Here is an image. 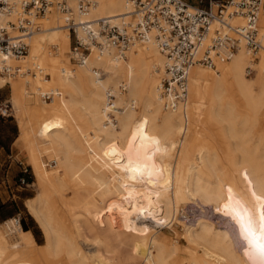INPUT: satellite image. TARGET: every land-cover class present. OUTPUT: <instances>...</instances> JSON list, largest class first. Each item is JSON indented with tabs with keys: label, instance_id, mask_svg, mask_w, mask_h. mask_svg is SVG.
<instances>
[{
	"label": "bare ground",
	"instance_id": "6f19581e",
	"mask_svg": "<svg viewBox=\"0 0 264 264\" xmlns=\"http://www.w3.org/2000/svg\"><path fill=\"white\" fill-rule=\"evenodd\" d=\"M126 10L121 0H97L90 16L115 18ZM262 18L257 63L240 48L229 60L219 59L214 69L208 68L213 72L191 68L187 119L182 123L180 109L165 111L160 102L159 74L165 58L153 41L134 45L124 57L93 53L76 69L71 66V39L63 15L53 10L41 16V30L30 37L28 54L9 60L31 72L8 80L0 77V85L12 86L23 140L46 192L30 206L47 243L38 247L17 223L19 242L0 235V264H178L170 260L174 252L160 243L156 230L174 226L180 206L194 199L214 203L228 217V226L212 234L215 225L206 220L200 222V232L187 231L193 246L205 243L204 256H194L192 264H264V138L249 148L254 138L244 137L261 124L264 108ZM255 66L260 74L252 82L246 68ZM95 68L105 74L99 76ZM123 80L128 83L121 84ZM117 85L128 93L118 92ZM256 86L262 87L261 95L255 94ZM234 90L244 100L240 123L237 103L226 98ZM108 92L115 94L111 103ZM41 93L51 100L43 101ZM38 97L47 104L40 115L31 108ZM71 111L79 124L67 117ZM108 113L120 118V127L106 124ZM205 130L213 132L210 136L219 145L214 153L201 142ZM85 132L91 135L83 143ZM230 140L240 154L235 159ZM43 157L52 159L56 169L48 170ZM223 160L230 164L220 170L218 162ZM234 167L245 168L247 177V186L237 196L233 188L223 186V177ZM40 200L45 206L39 207ZM230 229L237 235L239 252ZM81 245L98 250L83 252Z\"/></svg>",
	"mask_w": 264,
	"mask_h": 264
},
{
	"label": "built area",
	"instance_id": "2783aa9c",
	"mask_svg": "<svg viewBox=\"0 0 264 264\" xmlns=\"http://www.w3.org/2000/svg\"><path fill=\"white\" fill-rule=\"evenodd\" d=\"M121 1L127 6L124 15L95 18L90 11L97 0H0V75L31 72L12 66L9 60L28 54L30 37L41 30L40 17L54 10L64 17L71 39L70 59L77 65L86 64L93 53L124 57L134 45L153 41L165 58L159 85L162 107L180 109L186 120L192 67L214 69L217 60H229L240 48L251 56L262 49L257 26L264 15V0H199L198 5L183 0ZM95 71L104 75L101 68ZM125 91L123 85L118 87V92ZM40 96L45 102L51 100L46 93ZM106 99L111 103L115 94L108 92ZM107 117V122L117 124L114 113ZM18 181L24 184V176Z\"/></svg>",
	"mask_w": 264,
	"mask_h": 264
},
{
	"label": "rangeland",
	"instance_id": "374dc122",
	"mask_svg": "<svg viewBox=\"0 0 264 264\" xmlns=\"http://www.w3.org/2000/svg\"><path fill=\"white\" fill-rule=\"evenodd\" d=\"M183 1H185L190 5L199 4V0H183ZM260 26L264 27V18L260 20ZM259 35L262 38V34L260 31H259ZM53 51H54L53 52L54 55H56L55 52L56 49H54ZM259 52L256 55L251 56L252 60L256 63L260 59ZM71 63H72L71 66L73 68L80 69V66L74 63L72 60ZM204 69L213 72V70H210L208 68L204 67ZM162 73L159 74V79ZM259 74L260 73L257 69V66H255L254 68H250L249 72L248 69L246 71L247 79L252 82H255L257 80ZM0 77L6 80L10 79L3 76ZM47 79L49 80L50 76ZM127 83L128 82L126 80H123L121 84L126 85ZM117 86L120 87L121 85H117ZM128 86L129 85H127V87ZM116 89H118V87ZM254 92L256 95H261L262 87L256 86L254 88ZM125 93L126 94L128 93V89ZM11 96H12V86L10 84L0 85V148L2 147L0 151V235L4 234L8 238V240L12 243L19 242L21 239V234L18 231L17 223L19 221V225L23 230L21 222L22 220H26V222H28V224L31 227H33L32 233L36 243L38 244L36 245L38 247H43L47 243V236H46L47 234L45 229H43L44 227L42 226V224H40L41 223L40 220L32 211L30 205H32L35 202H38L39 199H42V197L45 196L46 192L45 189L38 182L37 173L31 162L30 152L23 140L24 136L19 120V111L12 103ZM226 98L227 99L230 98L229 99L230 101L234 102L235 104L236 103L238 104V105L236 104L237 107L235 110H236V114L240 116L238 119V123H240L244 118L243 98L241 97V95L238 93L237 90L227 93ZM46 105L47 104L43 103L40 97H38V100L34 98L31 101V108L34 111H36L37 115L41 114L39 110H43L46 107ZM127 105H128V101H127ZM123 107L126 106L122 105L121 108ZM4 110H6V113H3ZM67 117L70 120L72 119L73 123L79 124V118L74 111H71V113ZM183 117H184L183 113H180V120H182V123L184 122ZM115 118L117 120V124L115 126L120 127V118H118L117 116H115ZM3 120H6L7 122L5 123L3 122ZM107 121L108 119H106L107 125L111 124V122H107ZM35 125L37 126V124ZM13 127L16 128L14 132H13ZM239 130H242L241 132H243L242 128H239ZM20 131H21V137L15 144L16 141L13 139L15 135H16V139L18 138V136L20 135ZM212 133L213 132L211 130H205L202 134H200V137L202 138L201 142L203 146L209 148L211 153H214V151H217L220 148L219 145L213 142L210 136V134ZM90 135L91 133L85 132V134H83L82 137V142L86 143ZM244 137L248 140L254 138L251 145L250 146L248 145L249 148L254 147V142L259 137L264 138V108L262 109L261 112V124L253 128L251 136H244ZM11 141H15L13 146H11ZM227 144L233 150L232 151L233 154L231 152V158L235 159L238 157V155L240 156L238 151L236 150H235L236 152L234 151V149L236 148L234 146L235 145L234 140L233 141L230 140L229 142H227ZM11 147L13 148L11 154L14 156L15 161L10 167L6 158V154L7 153L10 154ZM43 158H44L43 159L44 163L48 165L46 166L48 170L51 167L54 168L52 159H48L47 157H43ZM197 158L198 156L196 155L194 159ZM218 163L220 164V167L218 164V168H220V170L223 168L222 164L227 167L228 164H230V162L224 160ZM54 169H56V167ZM24 170H27V172L24 173ZM228 170L229 172L223 177V186L227 190H229V188H233L232 189L233 193L235 194V196H237L240 192H243L245 187L247 186L245 183L247 177L243 176V172L246 169L243 167H234V168H229ZM21 176H24L25 179L24 184H21L18 181ZM211 180L213 182H216L215 178ZM119 182H120L119 179L116 178V184H119ZM39 204H40L39 207L45 206L44 200L41 201ZM74 211L76 212L77 209H74ZM206 220H208L209 222L210 221L213 222L215 225L212 230V234L219 233L222 230L223 226L224 227L228 226V224H226L228 222V217L225 216V214L218 212L216 210V205L214 203L207 204L204 203L201 199H194L180 206L178 222L174 226L170 224L165 227L163 226L161 228H158L156 230L158 233V237H159L158 239L160 243L162 245L168 246L169 250L174 252L170 260H173L178 264H192V262L194 261V256L197 257L204 256L203 246H205V243L200 242V246L198 247L193 246L188 241L186 233L189 229L200 232L199 224L201 221H206ZM230 231H231V235H233L234 238L235 248L239 252L241 251V248L239 247L240 245L238 243L237 235L232 229H230ZM81 248L83 252L87 250L96 252L98 250L97 248H93L91 245L90 246L81 245ZM61 257L65 258L64 252H62Z\"/></svg>",
	"mask_w": 264,
	"mask_h": 264
},
{
	"label": "crops",
	"instance_id": "0c3cea01",
	"mask_svg": "<svg viewBox=\"0 0 264 264\" xmlns=\"http://www.w3.org/2000/svg\"><path fill=\"white\" fill-rule=\"evenodd\" d=\"M262 28H264V27H262ZM3 122L6 123L7 121H6V120H3ZM15 129H16V128L13 127V132L15 131ZM19 129H20V126H19ZM20 137H21V131H20V135L18 136L17 139H16V135H15V137H14L13 140H15L16 142H15V141H11V146L14 145V142H15V144H16L17 141L20 139ZM1 149H2V147L0 148V151H1ZM12 150H13V148L11 147V148H10V154H9V153L6 154V158H7V161H8V163H9V166H10V167L12 166L13 162L15 161L14 156L11 154ZM22 223H23L24 226L27 228V231H26V232L23 230L24 233L30 235V237H31V238L34 240V242L36 243L35 238H34L33 233H32L33 227H31V226L28 224V222H26V220H22ZM36 244H37V243H36ZM37 245H38V244H37Z\"/></svg>",
	"mask_w": 264,
	"mask_h": 264
},
{
	"label": "trees",
	"instance_id": "16d2710c",
	"mask_svg": "<svg viewBox=\"0 0 264 264\" xmlns=\"http://www.w3.org/2000/svg\"><path fill=\"white\" fill-rule=\"evenodd\" d=\"M21 225H22L23 230L26 232L27 228L24 226V224H22V222H21Z\"/></svg>",
	"mask_w": 264,
	"mask_h": 264
},
{
	"label": "snow or ice",
	"instance_id": "6c2138e0",
	"mask_svg": "<svg viewBox=\"0 0 264 264\" xmlns=\"http://www.w3.org/2000/svg\"><path fill=\"white\" fill-rule=\"evenodd\" d=\"M260 247H261L262 250H264V245H261Z\"/></svg>",
	"mask_w": 264,
	"mask_h": 264
}]
</instances>
